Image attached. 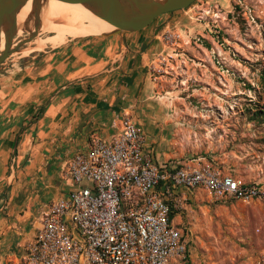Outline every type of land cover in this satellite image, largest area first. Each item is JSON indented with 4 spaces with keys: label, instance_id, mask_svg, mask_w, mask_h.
Returning <instances> with one entry per match:
<instances>
[{
    "label": "crops",
    "instance_id": "0c3cea01",
    "mask_svg": "<svg viewBox=\"0 0 264 264\" xmlns=\"http://www.w3.org/2000/svg\"><path fill=\"white\" fill-rule=\"evenodd\" d=\"M175 13L137 33L32 48L38 53L0 68V264H20L46 209L78 187L71 161L94 139L111 142L126 114L155 160L173 161L166 135L170 104L180 99L174 83L211 60L206 47L190 43L204 37L197 25L175 30ZM166 33L179 39L168 44Z\"/></svg>",
    "mask_w": 264,
    "mask_h": 264
},
{
    "label": "rangeland",
    "instance_id": "374dc122",
    "mask_svg": "<svg viewBox=\"0 0 264 264\" xmlns=\"http://www.w3.org/2000/svg\"><path fill=\"white\" fill-rule=\"evenodd\" d=\"M174 15L177 31L197 25L204 37L190 43L206 47L211 60L202 72L190 65L174 83L180 99L170 104L175 116L166 135L173 161L202 158L264 186V0H197ZM43 31L39 41L53 37ZM27 36L21 33L16 43ZM180 194L174 216L188 245L182 264H264L263 201H222L203 189Z\"/></svg>",
    "mask_w": 264,
    "mask_h": 264
},
{
    "label": "built area",
    "instance_id": "2783aa9c",
    "mask_svg": "<svg viewBox=\"0 0 264 264\" xmlns=\"http://www.w3.org/2000/svg\"><path fill=\"white\" fill-rule=\"evenodd\" d=\"M163 39L171 44L179 36L166 33ZM69 169L78 187L46 209L20 264H182L188 245L173 216L181 191L264 202L262 184L242 181L205 159L157 162L128 114L111 142L94 139ZM262 254L264 259V248Z\"/></svg>",
    "mask_w": 264,
    "mask_h": 264
},
{
    "label": "water",
    "instance_id": "95a60500",
    "mask_svg": "<svg viewBox=\"0 0 264 264\" xmlns=\"http://www.w3.org/2000/svg\"><path fill=\"white\" fill-rule=\"evenodd\" d=\"M28 1L29 0H0V68L5 62L11 61L14 55L23 53L24 51H29V49L33 47L32 43L39 41L42 31H45V20L42 12L44 4L48 0H32L31 13L24 25L23 31V33L28 34V36L16 43V40L19 37L18 14ZM60 1L81 4L95 16L114 25L115 29L112 32L103 35L107 37L140 32L148 28L161 16L186 10L197 0ZM3 36L4 48L1 50Z\"/></svg>",
    "mask_w": 264,
    "mask_h": 264
},
{
    "label": "bare ground",
    "instance_id": "6f19581e",
    "mask_svg": "<svg viewBox=\"0 0 264 264\" xmlns=\"http://www.w3.org/2000/svg\"><path fill=\"white\" fill-rule=\"evenodd\" d=\"M31 8L32 0H29L18 14L19 35L24 31V25L29 18ZM42 14L45 20V32L51 33L53 37L33 43V49L40 52L50 47L49 45L56 47L61 45L68 38L99 37L115 29L114 25L95 16L91 11L78 3L48 0L44 4ZM55 19H65L68 23L66 25L56 24L54 23ZM2 44L4 48V36Z\"/></svg>",
    "mask_w": 264,
    "mask_h": 264
},
{
    "label": "trees",
    "instance_id": "16d2710c",
    "mask_svg": "<svg viewBox=\"0 0 264 264\" xmlns=\"http://www.w3.org/2000/svg\"><path fill=\"white\" fill-rule=\"evenodd\" d=\"M261 76H262V81H263V83H264V71L261 73ZM262 114H263L262 111H258L256 115H257L258 117H260V115H262ZM173 216H174V214H173Z\"/></svg>",
    "mask_w": 264,
    "mask_h": 264
}]
</instances>
